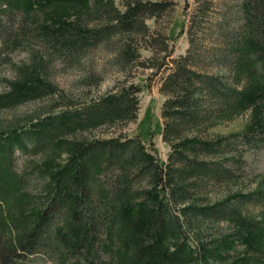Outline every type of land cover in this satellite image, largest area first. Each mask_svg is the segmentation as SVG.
I'll use <instances>...</instances> for the list:
<instances>
[{"label": "trees", "instance_id": "16d2710c", "mask_svg": "<svg viewBox=\"0 0 264 264\" xmlns=\"http://www.w3.org/2000/svg\"><path fill=\"white\" fill-rule=\"evenodd\" d=\"M167 4L130 0L120 10L113 0H0V31L2 19L12 27L8 17L16 13L22 24H33L35 38L63 48L79 44L77 51L106 42L115 61L126 66L136 59L132 36L147 35L146 19ZM240 13L238 31L223 34L226 47L211 51L231 81L199 69L193 46L163 79L160 134L171 149L167 163L139 135L77 138L133 120L134 94L141 91L134 84L0 135V264H28L38 254L48 255L51 264H264V220L242 212L247 202H264V193L235 192L215 202L197 194L209 182L234 176L235 140L264 133V0H242ZM39 66L34 63L12 82L0 108L40 95ZM244 111L251 113L244 132L203 136ZM28 147L55 151L61 161L46 156L35 176L19 171L15 154ZM220 221L232 224L233 232L214 235L211 226ZM240 237L248 248L233 258L229 252Z\"/></svg>", "mask_w": 264, "mask_h": 264}, {"label": "rangeland", "instance_id": "374dc122", "mask_svg": "<svg viewBox=\"0 0 264 264\" xmlns=\"http://www.w3.org/2000/svg\"><path fill=\"white\" fill-rule=\"evenodd\" d=\"M113 1L118 9L123 10L124 3L130 0ZM241 1L167 0L168 4L162 12L146 19L149 28L147 35L138 33L132 36L130 47L135 52L136 59L126 66L115 61L112 47L106 42L90 44L89 47L78 51L79 44L74 45V48L58 47L55 41L43 37H40L42 40L35 38L34 35L39 34L34 31L33 24L29 21L22 24L19 14L8 17L12 27L5 24L7 18L2 19L1 24L4 27L0 31V96L8 93L12 82L20 78L34 63H40L37 72L43 82L40 95L0 108V135L12 130L20 131L29 127L31 122L66 109H73L76 105H89L109 92L134 84L140 87L141 91L134 94L138 104L133 120L121 125L102 126L78 133L77 138L107 139L120 135H139L147 146L151 141L159 161L167 163L171 149L160 134L163 121L161 106L165 97L159 89L163 79L172 70L174 61L186 55L193 46V49L198 50L199 69L208 73L223 74L227 81H231L227 67L218 62L211 51L225 48L223 34H233L242 25ZM66 17L69 21L75 19L72 12ZM96 22L98 20L95 19L88 24ZM54 28L61 27L55 23ZM9 29L12 35H9ZM16 33L18 37L14 39L13 34ZM54 34L56 37L61 36L56 30ZM250 118V111H244L231 121H222L209 127L203 136L216 139L240 134L248 127ZM233 144L234 153L238 158L237 164L233 166L234 176L220 183H207L197 193L199 198L204 195L205 201L215 202L226 199L235 192L264 193V133L254 134L245 142L235 140ZM57 154L45 147L37 151L28 147L24 152H16L14 165L17 170L35 176V166L44 162L46 156L60 162L61 158ZM32 184L29 183L27 188L33 189ZM242 212L251 220L262 221L264 202H247L242 206ZM211 229L214 235L234 230L233 225L226 221L215 223ZM195 237L191 232V243L197 242ZM247 248L248 245L240 237L234 243L229 256L235 258L242 255ZM31 259L27 261L28 264L52 262L46 254H38Z\"/></svg>", "mask_w": 264, "mask_h": 264}]
</instances>
